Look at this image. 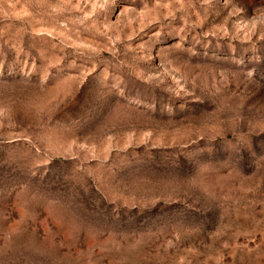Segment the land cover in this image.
Instances as JSON below:
<instances>
[{"label":"rangeland","instance_id":"374dc122","mask_svg":"<svg viewBox=\"0 0 264 264\" xmlns=\"http://www.w3.org/2000/svg\"><path fill=\"white\" fill-rule=\"evenodd\" d=\"M0 264H264V0H0Z\"/></svg>","mask_w":264,"mask_h":264}]
</instances>
